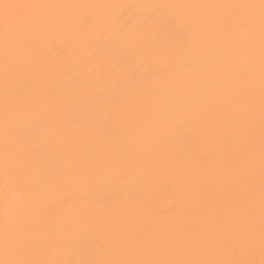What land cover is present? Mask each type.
<instances>
[{
    "label": "bare ground",
    "instance_id": "obj_1",
    "mask_svg": "<svg viewBox=\"0 0 264 264\" xmlns=\"http://www.w3.org/2000/svg\"><path fill=\"white\" fill-rule=\"evenodd\" d=\"M20 4L227 5L259 0H0ZM186 9L130 7L29 10L15 38L22 71L12 80L19 99L34 109L21 121L24 146L16 174L36 190V208L16 217L27 240L6 253L5 175L0 166V261L95 259L109 241L124 255L148 241L146 256L167 257L183 236L207 245L246 219L232 191H246L249 145L255 161L257 229L261 55L259 10L254 31L248 10H195L205 18L194 35L169 32L165 19ZM180 50L173 55V50ZM3 24L0 23V147L4 117ZM254 93V109L242 114ZM92 169L87 184L80 172ZM230 165V166H229ZM47 192L41 195V190ZM90 198L96 211L77 219L73 208ZM14 211V209H13ZM59 253V255H57ZM259 264V247L251 253Z\"/></svg>",
    "mask_w": 264,
    "mask_h": 264
},
{
    "label": "snow or ice",
    "instance_id": "obj_2",
    "mask_svg": "<svg viewBox=\"0 0 264 264\" xmlns=\"http://www.w3.org/2000/svg\"><path fill=\"white\" fill-rule=\"evenodd\" d=\"M130 7L152 8V9H186L187 15L174 14L168 16L164 25L169 32H189L194 35L195 31L203 27L205 18L195 10L201 9H228L248 10L249 14L241 19L249 26L250 35L254 31L255 10H259V41L261 55V90L259 106L261 113L260 123V165H259V226L255 215L256 208V174L255 161L249 145V159L247 163L246 184L247 189L243 191L240 184H233L232 191L236 195L238 205L242 210L246 223L242 232V241H234V235L239 229V217H236V227L219 235L215 240L203 247L188 246L183 236L178 237L167 246V257H148V241L145 240L136 247L130 249L124 255H115L111 242L105 241L100 249L99 258L95 259H7L0 261V264H257L251 253L259 247L261 260L264 264V0L259 3L249 4H227V5H115V4H20L0 3V23L3 24V51H4V117H3V144L0 147V166L5 175V202L9 206V212L3 224V244L6 253L19 256L26 248L27 240L24 237L20 219L26 218L36 208V190L27 184L16 174V168L22 159L24 146L19 139L20 124L26 116L33 111L34 103L31 97L19 99L12 88V80L22 71L21 57L18 55L15 38L21 30L20 21L24 19L29 10L44 9L50 12V26L54 27L58 22L64 20L71 24L76 18H61L55 14L57 9H88V19L93 24L101 23L103 18L96 15L98 9H119L121 12ZM177 46L173 55L179 52ZM256 104L255 94L251 93L246 101V107L242 114L251 112ZM230 166V165H229ZM92 175V169L84 165L80 176L82 182L87 184ZM47 192V188L41 190V195ZM14 209V211H13ZM96 211V206L90 198H82L74 206L73 212L77 219L85 218ZM59 255V253L57 254Z\"/></svg>",
    "mask_w": 264,
    "mask_h": 264
}]
</instances>
